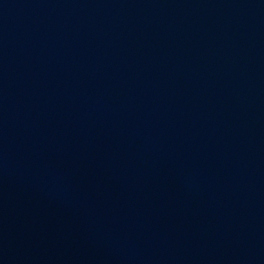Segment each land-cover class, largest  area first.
Returning a JSON list of instances; mask_svg holds the SVG:
<instances>
[{
  "label": "water",
  "instance_id": "water-1",
  "mask_svg": "<svg viewBox=\"0 0 264 264\" xmlns=\"http://www.w3.org/2000/svg\"><path fill=\"white\" fill-rule=\"evenodd\" d=\"M0 264H264V0H0Z\"/></svg>",
  "mask_w": 264,
  "mask_h": 264
}]
</instances>
